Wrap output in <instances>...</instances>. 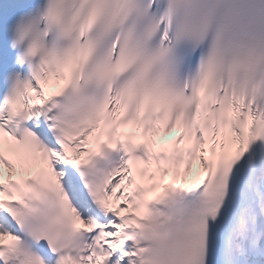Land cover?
Instances as JSON below:
<instances>
[{"label":"snow or ice","instance_id":"obj_1","mask_svg":"<svg viewBox=\"0 0 264 264\" xmlns=\"http://www.w3.org/2000/svg\"><path fill=\"white\" fill-rule=\"evenodd\" d=\"M0 264H264V0H0Z\"/></svg>","mask_w":264,"mask_h":264}]
</instances>
